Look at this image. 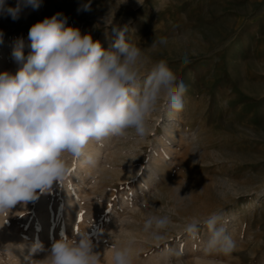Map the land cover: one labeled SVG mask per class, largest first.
Segmentation results:
<instances>
[{"label":"rangeland","instance_id":"374dc122","mask_svg":"<svg viewBox=\"0 0 264 264\" xmlns=\"http://www.w3.org/2000/svg\"><path fill=\"white\" fill-rule=\"evenodd\" d=\"M16 3L17 0H7L11 7ZM58 12L67 18L66 26L91 33L105 49L116 39L111 25L127 26L126 39L142 49L137 81L142 82L140 91L151 69L161 61L186 86L182 100L187 102L178 112L177 121L187 133L173 142L176 152L158 186L187 189L191 210L183 204L176 212L168 210L167 202L159 197L147 203L152 186L145 190V196L134 190L140 174H128V167H146L153 150V135L146 143L129 130L125 134L129 139L106 137L100 155L105 164L100 160L99 169L83 172L78 195L80 218L83 215L75 230L86 229L95 243L102 238L113 242V247L130 243L134 264H157L159 255V261L165 260L161 259L164 253L172 264H264V194L236 220L238 228L231 239L234 247L230 252L224 251L222 242L212 239L214 228L208 223L217 216L215 227L225 224L222 211L239 212L243 203L252 201L249 188H264V0H43L38 10L25 8L17 20L0 15L3 72L14 73L18 68L12 57L17 39L24 40L27 55L31 51L30 27ZM139 22L138 29H130ZM161 100L160 97L153 111ZM163 102L168 105V98ZM159 125L158 122L156 126ZM136 144L141 147L136 148ZM112 171H121L123 179L117 180ZM66 187H72L69 181L54 182L49 191L26 206L17 204L7 216V224L26 237L31 227H37L35 207L45 194L49 210L56 217L55 224H62V233L71 237L74 230L66 225L59 211ZM134 191L139 196L129 197L132 205H122L121 193ZM209 211L215 215L204 216ZM191 213L201 220L192 223ZM153 217L166 218V225L159 229L155 225L146 227ZM224 228L228 237L229 231ZM208 232L213 237L206 242ZM190 235L196 238V248L182 254L179 244L189 247ZM8 257L0 252V263L15 264Z\"/></svg>","mask_w":264,"mask_h":264},{"label":"clouds","instance_id":"9594fccd","mask_svg":"<svg viewBox=\"0 0 264 264\" xmlns=\"http://www.w3.org/2000/svg\"><path fill=\"white\" fill-rule=\"evenodd\" d=\"M43 0H17L11 7L0 0V15L17 20L25 8L38 10ZM67 25L63 13L34 23L28 32L31 51L17 39L13 72L0 73V216L26 206L54 182L63 184L69 173L68 159L83 157L93 162L86 149L92 141L133 130L143 137L148 120L161 95L170 112L183 108L186 86L163 62L151 69L143 91L136 87L142 49L126 39L127 26L111 25L115 41L105 49L91 33ZM3 33L0 32V42ZM213 225L214 239L225 252L234 247L223 226ZM166 218L153 217L146 227L163 228ZM24 247V245H23ZM88 232L61 234L50 248L37 241L30 246L29 264H101ZM113 264H134L129 244L110 246ZM44 252L40 260L31 254Z\"/></svg>","mask_w":264,"mask_h":264},{"label":"bare ground","instance_id":"6f19581e","mask_svg":"<svg viewBox=\"0 0 264 264\" xmlns=\"http://www.w3.org/2000/svg\"><path fill=\"white\" fill-rule=\"evenodd\" d=\"M139 26H140V22L130 29L131 30L136 29V28L138 29ZM5 49H6V47L3 48V50H5ZM2 57H3V53L0 54V66H1ZM2 72L3 71L0 68V73H2ZM141 83L137 82V84H136V87L138 88V90H141V85H142ZM161 98H162V100L160 103L158 102L159 105L156 108L157 110L152 111L151 115L149 117L148 132L146 135H144L142 137V140L147 143V142L151 141V136L153 135L152 136V139H153L152 140L153 141L152 148H153V150L151 151L150 159L148 160L146 167L142 168V170L139 169L140 164H135L133 166L128 165L129 167H128L127 172H128V174H130V173H132V174L139 173L140 174V177L137 181L138 183H137L136 188L134 190L141 192L143 194L142 196H145V190H149V188L152 186V190H151L152 196H148L147 198L145 197L146 198L145 201L147 203H154L152 198L153 197H159L160 199L162 198L164 201L167 202V204H165V205H166V208L168 210L176 212V210L179 207H181L182 204L185 205L188 210L189 209L191 210V206L189 204L190 203L189 191L187 189H185L182 186H175L171 189H169V188L168 189H164V188L162 189V187L160 188V186H158V182L163 179V176L165 175L168 167L171 164L170 162H172L171 159L173 157V154L176 152V150H174L175 148L172 146L173 142L178 138V136L181 139V136H182L181 134L187 133V130L186 131L181 130L180 121H177L178 120V112H174V113L170 112L169 104L165 105V102H163L164 99L167 98V96L162 94ZM185 102H187V99H185V101L183 103H185ZM158 122L160 123V125L157 127L156 124ZM150 133H152V134H150ZM118 137H121V136H118ZM124 137L129 139L130 136L124 135ZM187 137H186V139H187ZM116 138H117V136H116ZM105 139H103L100 142L92 141L89 144L88 148L86 149V153L91 154L93 157L92 163H90V164L87 163L83 157H81V158L69 157V159H68L69 173H68V175L64 181L65 182L69 181L70 185H72V187H66L65 189H63L62 200L60 203L59 211L63 215V218L66 221V225L69 226L71 230L75 231L77 224L81 219L80 218V213H81L80 208H82V206L81 205L79 206V204H78L79 189L81 187V184H80L81 176H82L83 172H86V169H88V168L89 169L90 168L93 169V168H97V167H98V169L100 168V163H101L100 160H102V159H100L101 158L100 155L102 156V150L104 147L103 141H105ZM137 139H139V138H137ZM140 144H136L135 147L139 149L141 147ZM103 153H105V152H103ZM110 154H108V155H110ZM104 157H105V154H104ZM104 157H103V159H104ZM129 160H131V159H129ZM104 164H105V162H104ZM83 168H84V171H82ZM99 171H101V170H98V172ZM122 174L123 173L121 171H112V175L115 176L117 178V180H119V181L123 179ZM128 178H130V177H128ZM249 189L252 192V197H251L252 201L243 203L242 207L239 209L240 213L237 212L236 210H232L229 213H225L223 211H222V213H220L222 218L225 219L226 223L225 224L221 223L218 226H224L228 229V231H229L228 232V238H230V240L234 237V234L236 233L237 228H238V226L236 225V220L239 218V216H243L245 213H247V211L252 209L255 206V203L259 200L258 198L264 194V192H263L264 188L254 187V188H249ZM135 191L132 194L130 192L121 193L120 197L123 200V201H121V204L126 206L127 208L130 207L132 205L133 201L129 197L131 195H138L135 193ZM261 191L263 192L262 194H261ZM148 194H151V193H148ZM126 197H128V198H126ZM145 201H143V203ZM149 205H151V204H149ZM49 206H50V204H49V201H48L46 195L42 194L39 198V202L37 204V207H35L36 208L35 221L37 223V227H35V226L31 227L26 237L23 235V233L18 228L9 226L7 224V216H0V252H2L3 254H7L9 256L8 258L11 259L12 263L29 264L28 258L30 256V246L33 243L39 241L47 249V248H50L51 243L54 240H57L60 238V236L62 234V231H61L62 224H60V225L55 224L56 223V217L49 210ZM140 206H142V205H140ZM134 207H137V206L135 205ZM141 208L142 207H140V209ZM13 210H14V208L12 209V211ZM129 210L130 209H128V212H129ZM131 210H133V209H131ZM146 215H148V214H146ZM207 215H215V214H213L212 211H209V212L204 214V216H207ZM189 217L192 218V223H194V221L198 222L201 220L199 218H195V216H193L192 213L189 214ZM126 221H127V219H126ZM112 227H111V229H113L115 227V225L113 228ZM119 227H120V225H119ZM109 231H111V230L109 229ZM109 233H111V232H109ZM111 235H112V233H111ZM71 236H72V234H71ZM112 236H114V235H112ZM204 237H205L204 240L206 242H208L211 240V238L213 236L211 233L208 232L206 234V236H204ZM102 239L96 243L93 242L96 245L95 251L101 253V256H102L101 264H113V261H112L113 251L111 248H109L110 246H113V242L105 241ZM212 239H214V237ZM188 240L189 241H187V242H189V245H190L189 247H187L186 245L184 246V244H179L180 252H182V254H184L183 252H185V251H189L190 249L196 248V246H194V244H195L194 242L196 240L195 236L190 235L188 237ZM23 245H24V247H23ZM184 247H185V250L183 249ZM201 247H202V245H201ZM197 250H198V248H197ZM44 256H45L44 252H37L35 254H31V259L32 260H40V259H43ZM160 256L161 255H159L158 257L160 258ZM166 256H167L166 253H164V254H162V257H161V259H165L166 261L165 260L159 261V258H157L158 263L156 261L155 262L157 264H170L171 262L170 263L168 262L170 260L167 261V259H169V258L166 259ZM176 264H184V263L181 261H178V263H176ZM196 264H224V263L216 262V261H208V262L197 261Z\"/></svg>","mask_w":264,"mask_h":264},{"label":"snow or ice","instance_id":"6c2138e0","mask_svg":"<svg viewBox=\"0 0 264 264\" xmlns=\"http://www.w3.org/2000/svg\"><path fill=\"white\" fill-rule=\"evenodd\" d=\"M82 215H83V214H81V218H82ZM77 230H78V229H77Z\"/></svg>","mask_w":264,"mask_h":264}]
</instances>
